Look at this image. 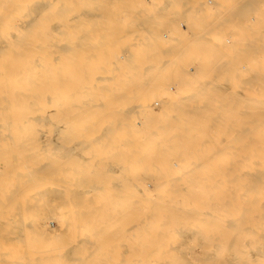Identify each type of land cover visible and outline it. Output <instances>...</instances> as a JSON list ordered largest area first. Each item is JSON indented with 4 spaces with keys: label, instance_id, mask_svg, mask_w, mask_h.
Returning <instances> with one entry per match:
<instances>
[{
    "label": "bare ground",
    "instance_id": "bare-ground-1",
    "mask_svg": "<svg viewBox=\"0 0 264 264\" xmlns=\"http://www.w3.org/2000/svg\"><path fill=\"white\" fill-rule=\"evenodd\" d=\"M72 1L0 0V264H110L111 259V263L114 264H264V96L253 100L243 95L247 97V100L244 99L247 102L246 108V104L244 107H242L243 104H240L243 102L242 93L244 91L238 92V86H243L246 83L251 89L259 88L258 81L255 79L253 81L252 78H259L258 75L255 77V72L257 73L261 67L259 65L264 64V17L257 19L261 20L262 22H259L263 24L260 23V25L257 22L258 25H253L251 22L253 16L251 17L252 14L250 15L248 10L251 20L249 18L250 22L248 21L247 24L243 22L244 19H237L239 14L243 15V9L241 10L240 7L242 12H237L239 14L235 18L236 20H231L232 17H230L236 12L229 14L230 21L234 20V25L239 26L241 30L240 33L247 28L249 31V33L247 30V32L245 31L248 38L244 37L247 44L242 43L245 41L240 38L242 33L241 35L239 33V41L236 40L237 43L234 45L237 47L233 48L234 51L231 48L233 54H237L235 51L241 53L245 47V53H250L248 58L250 72L248 73L253 71V75L247 76L246 83L238 81L240 78H235L236 81L233 78L230 80L231 77L228 79L229 76L236 73L237 69L233 68L236 63L233 64V62L237 57L240 58L237 56L240 53L233 55V57H237L232 60V55L229 54L230 59L227 58L223 65L222 60H218L219 53L217 52L223 53L227 41H225L221 53L222 48L218 51L213 48L218 37L212 36V32H210V38L206 32L208 35L206 37L209 38L210 46H212L211 48L206 47L209 48L206 53L213 54L214 52L216 57L218 56L217 63L220 62V65L223 66L219 64L217 66L214 54V56H206V61L202 63L197 73H193L194 75H191L190 72L183 74L185 71L182 70V75L179 72L182 78L176 79L179 82L178 86L171 87L174 84L169 83L171 84L169 85V81H166V85L171 87L169 89L166 86V89L165 83L160 82L164 78L162 77V72L166 70L164 66L169 67L170 65L173 69V64L176 61L174 65H183L185 62L181 64L179 61L184 59L178 60L181 54L177 55L178 59L175 57V61L171 59L172 64H170L171 61H165L167 63L161 69H158V64L143 66L136 61L140 60L137 59L139 54L141 56L147 54L145 45L150 43L152 51H159L160 54L167 52L166 49H169L170 46L164 49L162 45L164 42L166 45L170 42L163 41L162 38L167 39L171 33L177 35L179 30L184 32V29L181 30L179 27V30L176 29L177 32H172L177 26L176 23L181 26L178 21L174 26L175 21L172 20V22L169 21L170 25L174 26L170 27L169 25L173 29L171 33H168L169 30L163 29L165 33L162 35L163 37H154L148 32L151 27L149 23L154 22L158 17L163 20L167 16L166 21L173 9L178 8L177 10H179L184 6L182 8L184 10L188 7L187 5L191 7L189 11L193 13L192 16L195 15V22L200 17L201 21L207 17V14L210 15V12L217 10L206 9L210 3L216 5L212 0H207L209 3L207 2L206 8L200 5L199 0H171L165 4L156 3L160 6L167 5L168 8L165 9L164 6H161V9L157 7L156 9L154 7L152 12L155 13L151 16L152 18H149L147 13H151L149 10L153 6L147 8L149 10L146 11V14H142L136 8H126L129 5L125 0L122 1L125 2L124 6L126 7L124 8L126 9L121 7L122 1L115 0L119 2L120 8L116 9L117 13L115 12L119 16L120 13L121 16H125L126 13H130V16L138 15L137 18H133L138 24L137 27L134 21L132 22L133 27L129 26L135 27L136 30L126 29L132 36V38H129L130 35L126 38H129L130 41L133 39L132 44L126 43L127 41L124 40L126 47H130L129 44L131 46L140 44L139 47L143 51H139L138 46V50L135 47V50L130 47L128 52L131 53V56L119 57V62L114 63H122L121 65L106 67L102 66L100 64L102 62L98 59L93 58L90 59L93 63L88 66L89 57L86 55V51L92 49L95 51L93 54L98 56V50H102V46L106 48L105 44L111 45L108 42L111 41L110 38L102 41L103 43L92 44L87 38H83V34L72 36L74 39L77 37L79 39V36H82L81 40L75 39V41L71 36H68L67 32H70V28L76 27H70L75 19L70 20L69 15L72 13L74 16L79 15L76 14L78 10L74 8L77 6L80 9L81 6L78 3L79 0L78 2L74 0L75 3ZM213 1L218 3L219 0ZM220 1H222L221 3L225 2L222 5L219 2L217 5L225 8L230 5L229 9L238 8V5L242 6L243 4L247 9H252L253 4L257 7L256 3H258L253 0L247 1V3L237 0H233L234 2L232 0H230L231 2H228L229 0ZM87 2L89 1L86 0ZM70 3L72 4L70 5ZM258 4L260 8L264 2ZM94 5L93 7H95ZM69 6L73 7H71V13H69ZM93 7L91 6L92 10ZM261 7L264 8L263 5ZM163 8L164 12L168 11V13H165V16L161 18ZM221 8L223 9V7ZM120 9L125 11V14L119 11ZM92 10L91 16L98 8L93 10V14ZM159 11H161V16ZM224 11L221 16L219 13L220 17ZM261 11L264 15V9ZM79 12L82 13L83 10ZM186 13L188 14V12H183L185 15ZM97 14L93 17H96ZM119 16L116 18L118 19ZM99 17L94 20H98ZM173 18L177 19L175 15ZM79 20L81 21V19ZM101 20H104V17ZM205 20L202 22L203 24ZM225 20H221L222 24ZM195 22L194 24L192 22L194 27L191 28L190 23L188 26L189 31H195L192 32V36L198 37L196 34L198 24ZM77 23H73V25H77ZM78 24L80 26L83 23L79 22ZM212 24H210L211 27ZM84 25L88 26L87 23ZM145 25H148V31ZM234 27L232 26V28ZM75 30L79 31L78 28L73 31L76 32ZM219 31L218 33H220ZM237 34L236 31V36ZM248 34L250 35L248 36ZM134 37L136 38L134 39ZM180 37V35L172 37V42L175 41L173 44L185 40L182 37L180 40ZM212 38L213 43L211 42ZM225 38L227 39V37ZM228 38L230 40V37ZM234 39L232 40L233 44L235 43ZM155 40L160 44L154 43ZM209 40L205 39L202 42ZM124 41L121 42L124 43ZM122 43L119 46H125ZM112 44L115 45V42ZM241 44H244V48ZM177 45L179 44L177 43ZM186 45H189L188 42ZM217 45L219 46L218 43ZM228 45L233 46L232 44ZM228 45L225 50L229 48ZM218 46L217 48H220ZM171 47L177 48L173 45ZM172 48L169 51H173ZM176 48L175 50H177ZM237 48L238 50H236ZM191 50L193 49L191 48ZM196 51L198 52V50ZM228 53L230 52L228 51ZM143 56L141 60L145 59L142 61L152 60ZM174 56L176 54L171 58L174 59ZM211 57L213 58L211 59ZM121 59L123 61H120ZM160 60L164 64L163 58ZM213 61L216 65L211 64ZM240 61L242 62L239 60L237 63ZM72 62L73 64H71ZM141 65L144 67L143 70H140L143 68ZM180 65L178 68L175 66V70H172L173 73L181 71L178 70ZM262 66L259 69H263V72H260L261 80L264 79L261 74L264 73V65ZM222 67L226 70L223 71ZM184 68L186 69V67ZM242 68H240V72ZM138 70L141 72L137 73ZM222 71L227 72L223 77H221ZM219 73L223 79H218ZM230 73L233 75H229ZM72 76L74 79L71 82ZM163 76L166 77L165 74ZM225 77H227L226 80ZM179 79L181 82L178 81ZM172 81L175 80L172 79ZM259 85L264 90V81ZM253 91L254 88L251 91V98L254 97ZM262 92L264 93V91ZM156 97L158 103L155 101ZM228 104H230L229 108H227ZM243 108H245L244 111L247 110L246 113L244 112L245 114L236 112L238 109L239 112H242L240 109L243 110ZM223 109L227 110L224 112ZM211 128H213L212 133L210 132ZM85 131L91 133L87 135L88 137L85 134L88 140L86 137L84 140L86 139L88 144H97V146L102 144L101 148H106L105 145H110L111 142L116 145L128 141L131 152L127 155L131 156V160L125 155L126 153L121 155H125L128 162L131 161L130 165L127 163L130 168L127 174L131 173L133 177L130 174L129 180L124 179L125 176L120 177L123 178L122 180L116 179L117 176L114 177L116 180L108 177L106 178L109 180L105 177L103 178L105 180L102 177H100L101 179L91 177V179L86 173L89 178L86 176L88 179H84L79 171L76 176L81 175V179L78 176L79 179L74 177L69 181L67 178H61L60 176L63 174L59 169H65V166L69 165L68 156L64 153L66 149L68 150L66 148L68 143L72 141L73 137L77 142L80 136V141L83 140L82 136ZM71 133L75 136H72ZM224 133H229L230 136L229 142L227 139L224 142L227 144L225 146H223ZM207 134L212 136L210 139L217 135V137H223L222 142L220 140L217 143V139H209V143L215 141L213 143H217L215 144L217 146L207 147V143L205 144L208 140ZM127 136H130L129 139H126ZM73 143L75 144V142ZM74 144L71 146L73 147ZM78 144L77 146H79ZM1 147L5 149L4 155H1L4 151L3 148V151L1 150ZM11 147H18V149H14V151ZM117 147L119 149V146ZM120 148L123 149L121 146ZM206 149L212 150V155L211 152L209 154L214 156V159L222 157L221 164L220 161L216 163L217 160H212L215 161L216 167L221 166L220 170L212 171V163L207 165L211 170L208 167L209 171L203 168L206 164L204 162V165L199 160ZM121 152L117 153L114 150L116 154ZM206 153L203 155L204 158H206ZM107 154L112 153L110 151V154L108 152ZM115 157L113 158L115 159ZM123 159L120 158L121 162ZM81 163L80 161V166H82ZM121 164L124 165V163ZM75 166L78 168L76 164ZM114 170L113 172H115ZM120 170L121 175L122 168ZM64 174L66 173L64 172ZM210 174L211 176H209ZM69 175L71 174L69 173ZM126 214H130L129 217ZM114 217L118 218V221ZM51 221L58 224V229H51L49 226ZM125 221L129 226L127 223L125 224ZM121 231H123L122 236H120ZM124 231L128 235H125ZM116 232L117 234L120 232L116 235L117 238L120 237L118 238L121 240L120 246L125 249L120 250L118 245V250L123 252L119 255L121 257L118 256V259L113 257L114 260L111 255L113 249L111 247L116 239V236H112ZM128 253V257H125Z\"/></svg>",
    "mask_w": 264,
    "mask_h": 264
},
{
    "label": "rangeland",
    "instance_id": "rangeland-1",
    "mask_svg": "<svg viewBox=\"0 0 264 264\" xmlns=\"http://www.w3.org/2000/svg\"><path fill=\"white\" fill-rule=\"evenodd\" d=\"M73 1H74V0H73ZM73 1H72V3H75V2H73ZM83 1H84L85 3H84ZM88 1H89L90 3H89V2L86 3V0H82V1L79 0V2H78V0H77V2L80 3L81 6H82V7H81V6L79 7L80 9H78L77 6H76V7H77V8H76L75 6L72 5L73 7H75L74 9L78 10V11L76 12V10L73 9L74 12H76V14H79V15H77V16L75 15V16H74L73 13H72V15H71V14H70V15L68 14V15H69V18L71 17L70 20H74V19H75V20H74L75 22L73 21L72 24H70V27H73V26L75 27V26H76L75 28H78L79 31H76V30H75L76 32H74L73 30H74L75 28H74V27H73L74 29L70 28V30H69L70 32H67V34H69L68 36H69V37L71 36V38H72V36L75 37V36H74L75 34H79V35H80V34H81V35L83 34V35H82L83 38H85V39L87 38L90 42H92V44H94V43H96V42L98 43V42H102V41H104V40H108L109 38H110L109 40H111V41L113 40L112 42H111V41H108L109 43H111V45L108 46V44H105V45H107L106 48H104L105 46H104V47L102 46V48H101L102 50H98V56H95V55L93 54L95 51L92 50V49H88V50L86 51V55L89 57V58H88V63H87L88 66H89L90 64L93 63L92 60L90 61V59H92V58H93V59H98L100 62H102V63H100V62H99V63H100L102 66H105V67H106V66H112V65H121L122 63H121V64H114V63H118V62H119V60H118L119 57H124V56H125V57H128V56H131V53L128 52V51H130V50H129L130 47H131L132 49H134V50H135V48H136V50L140 49L139 51H143V50L139 47L140 44L137 45L139 48H138L137 46H134V45H132L133 47L131 46V44H132L131 42H132L133 39L130 41L129 38H132V36L130 35L129 31H127V30H131V29H135V30H136L135 27H134V28H131V27H129V26L134 25V24L132 23L133 21H134V23H135V20H133V18H134V19L137 18V16H138L137 14H136L137 16L132 15V14H131L132 16H130V13H126V14H128V15H126V14L124 13L125 11H121V9H120L119 11H121L123 14H125V16H124V15L121 16V13H120V16H119L118 14H116V13H117V10L120 8V6L118 5V4H119V2H118L119 0H118V1H115V0H114L115 2H114L113 0H91V1L88 0ZM120 1H122V0H120ZM125 1H126V4L128 3L129 6H127V7L124 6V5H125V2L122 1V3L124 2V4L120 3V5H121V7L123 6V7H122L123 9H126V8H128V7H129V8H136V10H137V11H140V13H142V14H146V11L148 12V10H149V9H147V8H150V6H151V7L153 6V7L150 8L149 11H151V13H153L152 11L154 10V9H153L154 7H155V8L157 7L158 9H159V8L161 9V8L164 6V5H161V6H162V7H161L160 5H157L156 3H158V4H162V3H163V4H165L166 2L171 1V0H125ZM199 1L202 3V4L200 3V5H202V6L205 7V8H206V4H207V2L209 3V1H207V0H199ZM215 1H216V0H215ZM237 1H238V2L245 1L246 3H247V1L250 2V0H237ZM253 1L258 2V3H259V2H260V3L264 2V0H253ZM253 1H252V3H253ZM70 2H71V1H70ZM77 2H76V3H77ZM81 2H82V3H81ZM112 2H113V3H112ZM180 2H181V1H180ZM205 2H206V3H205ZM212 2H213V4H216V5L214 6V5H212V3H210V4L207 5V8H206V9H210V11H212V10H214V9H217V10H216V11L214 10L215 12H210V15L207 14V17L204 15V17H206V18H203V17H202L203 19H202L201 21H200L201 17L199 16V17H200V18H198L199 21L196 19L197 21L195 22V19H194V18H195V15L192 16L193 13H191V11H189V9L191 10V7H189V5H187L188 7H186V5H185V7H186V9H184L185 11L182 10V8H184V6L181 7V8L179 9V10H180V11H179V10H177L178 8H176L175 6L172 5L174 8H176L175 10L178 12V14H177V12H176L174 9H173V10L171 9V10H172V14L170 13L171 15H170V17H168L169 19L165 21V18L167 17V16H165V13H168V11H167V12H164V8H163V9L161 10V11L163 12L161 15H163V16L160 15L161 11H159V15L161 16V18L165 16L163 20H160V19H159L160 17H158V16L155 15V16L158 17V18H157L156 20H154V22L149 23V25H151V27L149 28V31L147 30V26H148V25H145V26H146V30H147L148 32H150V34L154 35V37H159V36L163 37L162 35L165 34L164 31H163V29H164L165 31H168V30H169L168 33H171V30H173V29L170 28V27L173 26V24L171 23L172 25H170V22H172V20L175 21V22H174V26H175V23H176L177 21H178V23L181 24V26H179V24L176 23L177 26H175V28H174L175 30H173L172 32H177V30H179L180 28H181V30L184 29V32L181 31L182 33H181L180 30H179V32L177 33V35H175L176 33H175L174 35H173V33H171V34H169V35H168V33H166V35L169 36V37L167 38L168 40H167L165 37H163L164 39L162 38L163 41L166 40V42H170V43H167V45H166L165 42L163 43L162 47H163L164 49H166L167 46H168V47L170 46L169 49H171V48H172L171 46L173 45V47H174V46H177V48L175 47L177 50H175V48H172L173 51H171V50L169 51V49H166V50H167V52H166V51L163 50V48L161 47L162 50L165 51L166 53L164 52L163 54H162V53L160 54L159 51H156V52L152 51V45H151V43H150V44H147V45H145V51L147 52V54L145 53L146 55L144 54V56L147 57L148 59H152V60H148V62H147V61H142V60L145 59V58H144V59L141 60V58H142L143 55L141 56L140 54L138 55V54L136 53V54L139 56L137 59H138V60H139V59L141 60V62H140V60H139L138 62L136 61V63H139V64L141 63V64H143V66L158 64V65H157V66H158V69H161V68L165 65V63H167V62H165V61H171L170 64H172V60L175 61L176 59H178V56L181 54V56H179L180 58H179L178 60L184 59V60L179 61L181 64H183V63L185 62L183 65H180V64H179V65H180V69H178V70H181V71H177V69H176L177 72H175V73H173L174 71H172L173 69L175 70V66H177V68H178L179 65H174V64H176L177 61H176V62L173 61V62H174V64H173V69H172V66H170V65H169V67L166 66V65L164 66L165 69H166V70H165V69H164V70H165L166 72H165V71H164L165 73L162 72V77H164V78L160 77V78H162V79L160 80V82L162 81V83H165V88H166V86L169 87V89H170L171 87L178 86L179 82H177L176 79H178V78L181 79V78H182V77H180V76L182 75L183 71H185L183 74H185V73H186V74H189V72H190L191 75H194L195 73H197V71L199 70V68H200V66L202 65V63H203L204 61H206V56H211V55H212V56L215 55L216 60H214V59H213V60L216 62L217 66H218V64L220 65V62L217 63L218 60H222L221 62H223L222 64L224 65V62L227 61V58L230 59V57H231V56H228L229 54L232 55L231 60H232L233 58H236L237 56H239V57L241 58V59H240V58L237 57V59L242 60L243 63H242L241 61H240V63H237V62L239 61V60L237 61V59H234V62H233V64L236 63L235 66H233V68L235 67V69L238 70V71L236 70V73H235L234 75H238V74H239L240 76H239V75H238V76H234L232 73H230L229 75H233V76H234V77H233V76H229V75H228V76H229L228 79L231 77L230 80L233 78V79L236 81L238 78H240V79H238V81L241 80V81H243L244 83H246V81H248V79H247L248 77H247V76H248V75L250 76V74L253 75V71H251L250 74L248 73V72H250V70H249L250 65H249V63H248V62H249L248 58H249V54H250V53L247 54V53H245V51H244L245 48H246V47L244 48V44L246 43V40H245L244 37L246 36L245 34H246V32L248 31V28L245 29V30H243L244 32H241L243 37L240 36V38H241V39H244V41H245V42L242 41V43H244V44H241L242 47L244 48V50L241 48L243 51L240 49V50H241V53L239 52L240 54L238 53V51H235V52H237V54H239V55H237V54L234 52L237 56H236V57H233V55L235 56V54H233V52H231V51H232V50L234 51V49L237 47V46L234 47V45H236V43L239 41L238 38H239V33H240L241 30L239 29V26L237 27V26L234 25V20H233L232 22L230 21V17H232L231 20L237 18V15L239 14V13H237V12H242L241 10L243 9V12H242L243 15L240 16V14H239V17H238L237 19L240 18V20H241V19H242V20L244 19L245 21L247 20L246 22L243 21L244 23L247 24L248 21L250 22L251 17L253 16L252 19L254 20V22H253V20H251L252 24H253V25H258V23L260 24L262 21H261V20H257V19H259V18H262V19H263V17H264V15H262L263 11H261V10L264 9V8L261 7L262 5H263V7H264V4H262V5L260 4V5H261L260 8L258 7V5H259L258 3H256V4H257V7H256L255 4H253L252 9H250L249 7H248L249 9H247V7H246V6H243V5H244V4H243L242 6L238 5V8L233 7V8L235 9V10H234V9H229V8H228L230 5H229V6L226 5V6H228V7H226V8H225L224 6H219V5H217L219 2H220V3L222 2V1H220V0L218 1V3H217V1L214 3L213 0H212ZM224 2H225V1H224ZM224 2H223V3H224ZM228 2H231V1L229 0ZM232 2H234V1L232 0ZM245 2H244V3H245ZM255 2H254V3H255ZM72 3H70V5H71ZM78 3H77V4H78ZM83 3H84V5H86V6H84ZM92 3H93V5L95 4V5H94L95 7H93V5H90V4H92ZM111 3H112V4H111ZM115 3H116V4H115ZM203 3H204V4H203ZM223 3H221V5H222ZM80 4H78V5H80ZM88 4H89V5H88ZM155 4H156V5H155ZM74 5H75V4H74ZM114 5H115L116 8L114 7ZM72 6H71V7H72ZM89 6H90V7H89ZM91 6L93 7V10H94V11L98 8V10H97L98 12L95 11L94 15H92V16H91V10H92ZM112 6H113V7H112ZM117 6H119V7H117ZM178 6H179V5H178ZM208 6H209V8H208ZM212 6H213V7H212ZM231 6H232V5H231ZM250 6H251V5H250ZM254 6H255V7H254ZM71 7L69 6V8H70V12H69V13H71ZM73 7H72V8H73ZM124 7H126V8H124ZM164 7H165V9L168 8L167 5H165ZM199 7H200V6H199ZM216 7H218V8H216ZM221 7H223V9H222ZM239 7H240L241 10L239 9ZM84 8H85V9H84ZM89 8H90L91 10H90ZM117 8H118V9H117ZM157 8H156V9H157ZM213 8H214V9H213ZM219 8H221V9L218 10ZM224 8H225V11H224ZM227 8H228L229 10H228ZM245 8H246V9H245ZM116 9H117V10H116ZM123 9H122V10H123ZM146 9H147V10H146ZM152 9H153V10H152ZM226 9L229 11V13L227 12ZM236 9H237V11H236ZM253 9H254V10H253ZM256 9H258V10L256 11ZM82 10H83V12L80 13L79 11H82ZM93 10H92V14H93ZM108 10H109V11H108ZM114 10H115V11H114ZM171 10H169V11L171 12ZM181 10H182V11H181ZM222 10L224 11L225 14L223 13L224 16L222 15V17H220L221 14H222V12H223ZM245 10H246V13H245ZM247 10H248L250 13H249ZM251 10H252V12H251ZM88 11H89V12H88ZM107 11H108V12H107ZM113 11H114V13L116 12L115 15L113 14ZM119 11H118V12H119ZM165 11H166V10H165ZM221 11H222V12H221ZM255 11H256V13H255ZM259 11H260V12H259ZM156 12H157V11H156ZM180 12H181V14H180ZM183 12H184V13H185V12H188V14L186 13V15H185V14H183ZM231 12H232V13H235V12H236V13H235L236 16H235L234 14H232ZM258 12L260 13L259 15H258ZM86 13H87L89 16H88ZM96 13H98L99 16L102 15V14H103V15L99 17L98 14H97L96 17H93V16H95ZM151 13H150V14H149V12L147 13V15L149 16V18H150L151 16H153L155 12H154L152 15H151ZM189 13H190L191 15H190ZM213 13H214V14H213ZM216 13H217V14H216ZM219 13H220V16H219ZM230 13H231L232 15H230V17H229V14H230ZM244 13H245V14H244ZM248 13H249L250 15L252 14L251 17L248 15ZM82 14H83V16H82ZM110 14H111V15H110ZM112 14H113L115 17H114ZM134 14H135V12H134ZM176 14H177V15H176ZM85 15H86V16H85ZM157 15H158V13H157ZM166 15H168V14H166ZM172 15H173V16H172ZM174 15H175L176 18L179 16L178 18H182V17L185 18V17H186V19H183V18H182V19H178V18H177V19H178V20H177V19L173 18ZM181 15H183V16H181ZM214 15H215V16H214ZM217 15H218L220 18H219ZM225 15H227V16L225 17ZM106 16H107V17H106ZM112 16H113V18H112ZM117 16H119L118 19L116 18ZM134 16H135V17H134ZM144 16H146V15H144ZM184 16H185V17H184ZM201 16H202V15H201ZM208 16H209V17H208ZM76 17H77V18H76ZM78 17H79V18H78ZM92 17H93V18H92ZM97 17H99L98 20H94V19H96ZM103 17H104V20H101V19H103ZM146 17H147V16H146ZM189 17H190V18H189ZM196 17H197V16H196ZM217 17H218V18H217ZM224 17H225V18H224ZM227 17L229 18V20H228ZM233 17H234V18H233ZM245 17H247L248 19L245 18ZM256 17H258V18H256ZM115 18H116V19H115ZM119 18H120V19H119ZM149 18H148V19H149ZM151 18H152V17H151ZM171 18H172V19H171ZM188 18H189V19H188ZM191 18H192V19H191ZM216 18H217V19H216ZM249 18H250V20H249ZM255 18H256V19H255ZM77 19H78V20H77ZM79 19H81L82 22H81ZM82 19H84V20H82ZM138 19H139V17H138ZM145 19H146V18H145ZM148 19H147V20H148ZM158 19H159V20H158ZM166 19H167V18H166ZM174 19H175V20H174ZM205 19H206L207 21H206ZM219 19H221L222 21H223V19H226V20H225V21L223 22V24H222V21L219 20ZM87 20H88V21H87ZM179 20H180V21H179ZM188 20H189V22H188ZM193 20H194V21H193ZM204 20H205V22H204V24H203L202 22H203ZM211 20H213V21H215V22L212 24L213 21L210 22ZM218 20H219V21H218ZM235 20H236V19H235ZM77 21H78V23L80 22V24L83 23L82 25H80V26H82L83 28L79 26V24L77 23ZM83 21H85V22H83ZM106 21H107V22H106ZM137 21H138V20H137ZM137 21H136V22H137ZM167 21H168V22H167ZM169 21H170V22H169ZM184 21H185V22H184ZM228 21H229V22H228ZM259 21H261V22H259ZM187 22L190 23L191 28H192V26L194 27V25H192V22H193V24H194V22H195V24H198V25L196 26V27H198V30L196 31V34L198 35L199 39H198V37H196V36H192L193 33H194L195 31H194V32L192 31L193 33H192L191 31H189L190 28H189V26H188L189 24H188ZM200 22H201V23H200ZM217 22H219V23H217ZM236 22H237V21H236ZM238 22H239V21H238ZM257 22H258V23H257ZM73 23H74V24L77 23V25H78L80 28H79L77 25H73ZM84 23H85V24L87 23L88 26L84 25ZM130 23H132V24L130 25ZM137 23H138V22H137ZM168 23H169V24H168ZM205 23L209 25V26L207 25V27H209V28H207V27L204 28V27L206 26ZM225 23H226L227 25H226ZM230 23H231V24H230ZM240 23H242V22H240ZM254 23H255V24H254ZM201 24H202V25H201ZM210 24H212L213 26L211 27ZM215 24H216V25H215ZM220 24H221V25H224V24H225V25H224V26H221ZM229 24H230V25H229ZM242 24H243V23H242ZM261 24H263V23H261ZM261 24H260V25H261ZM83 25H84V26H83ZM136 25H138V24L135 23V26H136ZM143 25H144V24H143ZM166 25H167V26H166ZM169 25H170V27H169ZM161 26H165V27H161ZM174 26H173V27H174ZM214 26H215L216 28H215ZM218 26H219V27H218ZM232 26H233V27L235 26V27L232 28ZM245 26H246V25H245ZM122 27H124L125 30L122 29ZM128 27H129L130 29H129ZM132 27H133V26H132ZM136 27H137V26H136ZM167 27L170 28V29H168ZM179 27H180V28H179ZM210 27H211V28H210ZM225 27H226V28H225ZM177 28H178V29H177ZM201 28H202V29H201ZM203 28H204V29H203ZM213 28H215V29H213ZM223 28H224V29H223ZM231 28H232V29H231ZM71 29H72V31H71ZM82 29H84V30L82 31ZM126 29H127V30H126ZM176 29H177V30H176ZM205 29H206V30H205ZM208 29H209L210 31H209ZM212 29H213V30H212ZM235 29H236V31L238 32L237 36H236V31H235ZM237 29H239V30H237ZM110 30L112 31L111 33H110ZM186 30H187V31H186ZM194 30H195V29H194ZM203 30H204L205 33L203 32ZM215 30H216V31H215ZM219 30H220V31H219ZM223 30H224V31H223ZM233 30H234V31H233ZM246 30H247V31H246ZM84 31H85V32H84ZM198 31H200V32H202V33H199ZM208 31H209V32H208ZM213 31L215 32L216 35L214 34ZM218 31H219L220 33H218ZM221 31H222V32H221ZM229 31H230V33H229ZM245 31H246V32H245ZM73 32H74V33H73ZM88 32H90V33H88ZM206 32H207V34H209V37H210V35H211L210 32H212V36L214 35V36L218 37V39L216 38L217 41H215V38L213 37V38H214V41H215V42H214V45L216 46V47L213 46V48H214V49L216 48L217 51H218L219 49L222 48V50H221V53H222V51H223V47L225 46V45H224L225 41H227V42H226V46H227L228 44H232L233 46L228 45L229 48H228V47H227V48L230 49V50H228V49L225 50V47H226V46H225V47H224V51H223V53H222V54H224V55L220 54V51H218L217 53H219V55H218V56H219V59L217 58L218 56L216 57V54H214V52H213L214 55H213V54H207V53H206V50L209 51V48H211L212 46H210L211 43H210L209 38L207 39L208 35L206 34ZM216 32H217V33H216ZM232 32H233V33H232ZM72 33H73V34H72ZM109 33L111 34V36L109 35ZM222 33H224V34H222ZM227 33H228V34H227ZM241 33H240V35H241ZM247 33H249V31H248ZM257 33H259V32H257ZM257 33H256V34H257ZM86 34H87L88 36H87ZM92 34H93V36H92ZM105 34H108V35L106 36ZM196 34H194V35H196ZM200 34H201V35H200ZM225 34H226V35H225ZM229 34H230V35H229ZM129 35H130L131 37H130ZM134 35H135V34H134ZM179 35L182 37V39H185L186 41L183 40L184 43H183L182 41H177L175 44H173L175 41L172 42V37L179 36ZM182 35H183V36H182ZM206 35H207V37H206ZM220 35H221V37H220ZM222 35H223V37H222ZM234 35H235V36H234ZM249 35H250V34H248V36H249ZM258 35H260V34H258ZM82 36H79V39L82 38ZM94 36H97V37H94ZM102 36H104V37H102ZM112 36H113L114 38H113ZM127 36H129V38H126ZM171 36H172V37H171ZM189 36H192L191 38H193V39H191ZM202 36H203V38H201ZM204 36H205V37H204ZM100 37H101V39H103V40H101ZM107 37H108V38H107ZM181 37H180V40H181ZM184 37H185V38H184ZM188 37H189V39H188ZM225 37H227V39H226ZM228 37H230V40H229ZM256 37H258V36H256ZM106 38H107V39H106ZM135 38H136V37H134V39H135ZM200 38H201V39H200ZM204 38H205L206 40H209V41H205V42L203 43L202 40H205ZM210 38H211V37H210ZM213 38H212V41H211L212 43H213ZM220 38H222V39L219 41ZM223 38H224V40H223ZM234 38H235V39H234ZM247 38H248V37L246 36V39H247ZM72 39H73L74 41H75V39H76V40H79L78 37L75 38V39H74V38H72ZM126 39H128V40H126ZM187 39H188V40H187ZM233 39L235 40V43H234V44L232 43V40H233ZM257 39H258V38H257ZM259 39H260V36H259ZM259 39H258V40H259ZM68 40H70V39H68ZM73 40H71V41H73ZM80 40H81V39H80ZM122 40H123V41H124V40L127 41L126 43H131V44H129L130 47L127 46V47H128L127 50H126L127 47H126V45H125L126 43H125V41H124V43H122V42H121ZM136 40H137V39H136ZM178 40H179V38H178ZM236 40H237V42H236ZM71 41H70V42H71ZM86 41H87V40H86ZM89 41H88V43H89ZM128 41H129V42H128ZM196 41H198V42L196 43ZM199 41H201V43H199ZM223 41H224V42H223ZM108 42L106 41V43H108ZM114 42H115V45L112 44V43H114ZM117 42H118L119 44H118ZM155 42H157V44H160V42L157 41V40H155L154 43H155ZM171 42H172V43H171ZM179 42H180V43H179ZM187 42H188L189 45H186ZM189 42H190V43H189ZM192 42H193V43H192ZM194 42H195V43H194ZM206 42H207V43H206ZM220 42H221L222 44H221ZM229 42H231V43H229ZM233 42H234V41H233ZM259 42H260V41H259ZM102 43H103V42H102ZM104 43H105V42H104ZM120 43L124 44L125 46H122V45L119 46ZM177 43H178L179 45H177ZM217 43L219 44V46L217 45ZM90 44H91V43H90ZM133 44H135L134 41H133ZM136 44H137V43H136ZM180 44H181V45H180ZM196 44H197V45H196ZM204 44H205L206 46H205ZM246 44H247V43H246ZM127 45H128V44H127ZM182 45H183V47H182ZM184 45H185V47H184ZM191 45H193V47H190ZM241 45H240V46H241ZM92 46H93V45H92ZM113 46H114V47H113ZM178 46L181 47V48H183V49L180 48V50H182L181 52H180ZM188 46H189V47H188ZM199 46H200V47H199ZM204 46H205V48H204ZM217 46L220 47V48H217ZM245 46H247V45H245ZM88 47H89V46H88ZM108 47H110V49H108ZM123 47H124V48H123ZM134 47H135V48H134ZM168 47H167V48H168ZM206 47H209V48H206ZM89 48H92V47H89ZM95 48H96V47H95ZM97 48H98V47H97ZM99 48H100V46H99ZM137 48H138V49H137ZM191 48H192L193 50H191ZM194 48H195V49H194ZM200 48H201V49H200ZM231 48H232V50H231ZM233 48H234V49H233ZM103 49H106V50H103ZM96 50H97V49H96ZM125 50H126V51H125ZM183 50H187V51H183ZM188 50H189V51H188ZM196 50H198L199 53H198ZM227 50H228L230 53H228ZM236 50H238V48H237ZM103 51H104V52H103ZM145 51H144V52H145ZM178 51H179V52H178ZM208 51H207V52H208ZM214 51H215V50H214ZM134 52H135V51H134ZM168 52H169V53H168ZM171 52L173 53L172 55H171ZM174 52H177V53H174ZM185 52L187 53L186 55H185ZM194 52H195V55H194ZM224 52L227 53V54L225 55ZM242 52L245 53V54H243ZM136 54H135V56H137ZM169 54H170V55H169ZM175 54H176V56H174V59L171 58V56H173V55H175ZM182 54H183V56H182ZM188 54H189V56H188ZM205 54H206V55H205ZM246 54H247V55H246ZM177 55H178V56H177ZM191 55H193V56H191ZM144 56H143V57H144ZM185 56H186V57H185ZM221 56L224 57V58H222ZM175 57H177V58L175 59ZM183 57H184V58H183ZM158 58H160V59L163 58V60H164V64H163V61L161 62V60L158 59ZM169 58H170V59H169ZM185 58H186V60H185ZM212 58H213V57H211V59H212ZM119 59H120V58H119ZM157 59H158V60H157ZM166 59H167V60H166ZM171 59H172V60H171ZM211 59H210V61H211ZM217 59H218V60H217ZM224 59H225V60H224ZM120 61H123V59H121ZM156 61H158V62L156 63ZM214 61L211 62L212 65L215 64ZM90 62H91V63H90ZM142 62H144V63H142ZM146 62H147V63H146ZM182 62H183V63H182ZM196 62H197L198 64H197ZM230 62H231V61H230ZM94 63H95V62H94ZM231 63H232V62H231ZM231 63H230V64H231ZM71 64H73V62H72ZM130 64H131V63H130ZM177 64H178V63H177ZM216 64H215V65H216ZM226 64H228V63L226 62ZM233 64H232V65H233ZM242 64H243V65H242ZM244 64H247V65L244 66ZM259 64H260V63H259ZM93 65H94V64H93ZM134 65H135V64H134ZM196 65H197V66H196ZM223 65H220V66H223ZM232 65H231V67H232ZM262 65H264V64H261V65H259V66L263 67ZM136 66L138 67V66H140V65H136ZM143 66L141 65V68H142ZM225 66H226V65H225ZM237 66H238L239 69L237 68ZM242 66H243V68H242ZM246 66H247V69H245ZM166 67H167V68H166ZM184 67H186V69H185ZM229 67H230V65H229ZM261 67H260V68H261ZM145 68H146V67H145ZM183 68H184V69H183ZM222 68H223V67H222ZM240 68H242V69H241V72L239 71ZM260 68H259V69H260ZM143 69H144V67H143L142 69H140V70H143ZM187 69H188V70H187ZM190 69H191V71H189ZM223 69H224V68H223ZM223 69H222V70H223ZM235 69H234V70H235ZM259 69H258V71H257L258 74L255 72V77L258 75L259 78H258V77H256V78H258V79H256V78H252L253 81H255V80L258 81V87H259V88L256 87L257 89H255V87H253V88H254V91H253V92L255 93V94L253 93L254 97L252 96V98H251V96H250V95H251V91H252L253 88L251 89V87H250L249 85H247L248 83L244 84L243 86L241 85L242 87H241V86H240V87L238 86V92L240 91V92L242 93V90L245 92V93H244V92L242 93V97H243L242 100H243V102H244V103H243V102L241 101L242 103H240V104H243L242 107H244V104L247 103V102L244 101V99L247 100V97H246V96H248V99H253V100H254V98L257 99V98H260V97H263V96H264V93L262 92V91H264V90L262 89L261 85H259V83L261 84V83L264 81V79L261 80L262 78H261V75H260V72H263V69H261L262 71L259 70ZM182 70H183V71H182ZM225 70H226V69H224L223 71H225ZM228 70H229V69H228ZM232 70H233V69H232ZM234 70H233V71H234ZM156 71H157V70H156ZM186 71H188V72H186ZM193 71H194V72H193ZM223 71H222V72H223ZM242 71H245V72L242 73ZM135 72H136V71H135ZM139 72H141V71L138 70L137 73H139ZM148 72H149V71H148ZM167 72H168V73H167ZM179 72H180V73L182 72L181 75H180ZM222 72H221V73H222ZM229 72H230V70H229ZM239 72H240V73H239ZM166 73H167V74H166ZM172 73H173V74H172ZM176 73H177V74H176ZM193 73H194V74H193ZM221 73H219L218 79H220L221 77H223V75H225L224 73L227 74V72H223L222 75H221V77H220V74H221ZM233 73H234V72H233ZM237 73H238V74H237ZM164 74L166 75V77L163 76ZM261 74H263L262 77H264V73H261ZM241 75H242V76H241ZM169 76H170V77H169ZM72 77H73V78L71 79V82H72L73 79H74V76H72ZM172 77H173V78H172ZM241 77H242V78H241ZM165 78H166V80H165ZM169 78H170V80H169ZM235 78H237V79H235ZM167 79H168V80H167ZM172 79L175 80L174 82L172 81L173 83L171 82ZM180 79H179L178 81L181 82ZM221 79H223V78H221ZM224 79L226 80L227 77H225ZM254 79H255V80H254ZM182 80H183V79H182ZM166 81H169L168 84L171 83V84H174V85H172V86L170 87L169 85H171V84L166 85V84H167ZM250 82H251V81H250ZM175 84H176V85H175ZM244 87H245V89H244ZM248 87L251 89V91H250V89L248 90ZM260 87H261V88H260ZM263 87H264V86H263ZM165 88H164V90L166 91L167 88H166V89H165ZM169 89H168V90H169ZM239 89H241V90H239ZM260 89H261V91H260ZM174 90H175V88H174ZM255 90H257V91L255 92ZM258 90H259V91H258ZM257 92H258V93H257ZM247 93H249V95H247ZM256 93H257V97H256ZM262 93H263V94H262ZM259 94H260V95H259ZM243 95H246V96H243ZM258 95H259V97H258ZM261 95H262V96H261ZM249 96H250V97H249ZM240 97H241V96H240ZM240 97H239V98H240ZM157 100H158V99H157V97H156V100H155V101L157 102ZM157 103H158V102H157ZM240 104H238V105H240ZM229 105H230V104L227 105V108H229ZM157 107H158V106H157ZM238 107H239V106H238ZM240 107H241V105H240ZM240 107H239V108H240ZM245 107L247 108V104L245 105ZM244 109H245V108H243V110L240 109L242 112H239V109L236 110V112L238 111L237 113H239V114H242V113L245 114V113L247 112V110L244 111ZM224 110L226 111L227 109H223V111H224ZM230 110H231V108H230ZM225 111H224V112H225ZM228 111H229V110H228ZM196 112H198V111H196ZM231 112H232V110H231ZM244 112H245V113H244ZM173 113H174V111L172 112V114H173ZM178 113H180V112H178ZM175 114H177L176 111H175ZM209 127H210V126H209ZM211 127H212V126H211ZM224 127H225V126H224ZM212 129H213V128H211V130L209 129L211 133H212ZM209 130H208V131H209ZM227 130H228V129H227ZM86 132H87V131H85V133L83 132L84 134L82 133V134L84 135V136H82L83 140H84V138H85L87 135H90V133H91L90 131H89L88 133H86ZM73 133L76 134V132H73ZM75 134H73V135L75 136ZM82 134H81V135H82ZM85 134H86V136H85ZM209 134H210V133H209ZM71 135H72V133H71ZM73 135H72V136H73ZM76 135L79 136L78 134H76ZM210 135H211V134H210ZM210 135L207 134V139H208V140H207V142H205V144L207 143L206 146H207V147H211V148H212L213 146H214V147L217 146V145H215V144H217L218 142H220V140H221V142H222V138H223V137H225V138H224L225 140L223 139V140H224V141H223V144H224V142L227 141V140H228V142H229V139H230L229 133H228V134H227V133H226V134L224 133L225 136L222 135V136H223V137L221 136L222 138L217 137V136H218V135H217L215 138L210 139V138L212 137V136H210ZM208 136H209V138H208ZM80 137H81V136H80ZM80 137H79V139H77L78 142L80 141ZM87 137H88V136H87ZM87 137H86V138H87ZM129 137H130V136H127L126 139H129ZM227 137H228V138H227ZM73 138H74V137H73ZM73 138H72V141H70V143H68V147H66V148H68V150L66 149L65 152H64L65 155L68 156V160H67V162H68L69 165H66V166H65L66 168L64 167L65 169H59V170H62V174H63V175L61 174L62 176H60V174H59V176H60L61 178H65V179L67 178V180L69 181V180L74 179V177H75V179H76L77 176H78L80 179H81V177L85 179V178H87V177L89 176L90 178L92 177V178H94V179H98V178L101 179L100 177H102V179H103L104 177H105V178L108 177L109 179L112 178L113 180H116V179H120V180H122L123 178H120V177H121V176H123V177L125 176L124 179H126V178H127L128 180L130 179V178H129V177H130L129 175H130L131 173H128V174H127V172L130 171V170H129L130 168L128 167V164H127V163H129V165H130V164H131V161L128 162V160H127V158H126V156H125V155H127V154H129V153L131 152V151L129 150V147H128V146H130V143H129V145H128V141H124V143L127 142V143H125V145L127 144L126 146L124 145V143H122V144H121V143L116 144L117 146H119V149H118V147H117L115 144H113L112 142H111V144H110L111 146H110V145H105V144H104V145L107 146V147H106V148H101V147H102V144H98V146H97V144H95V145H94V144H88V142L86 141V139H85L84 141L81 140V141H83V143H81V141H80V143L78 144V142H77V141H74ZM82 138H81V139H82ZM218 138H219V140H218ZM209 139H210V140H214V139L216 140V139H217V140H216L217 143H213V142H215V141H210V143H209ZM226 139H227V140H226ZM87 140H88V138H87ZM73 142H75V144H74ZM86 142H87V143H86ZM104 142H105V141H104ZM119 142H120V141H119ZM84 143H85V145H84ZM105 143H106V142H105ZM109 143H110V142H109ZM114 143H116V142H114ZM71 144H74V146L72 147ZM77 144H78L79 146H77ZM86 144H88V145H86ZM212 144H213V145H212ZM220 144H222V143H220ZM228 144H229V143H228ZM82 145H83V146H82ZM100 145H101V146H100ZM104 145H103V146H104ZM211 145H212V146H211ZM225 145H227V144L225 143L223 146H225ZM70 146H71V147H70ZM80 146H81L82 148H81ZM109 146H110V147H109ZM113 146H114V148H111V147H113ZM120 146L123 147V149L120 148ZM115 147H116V148H115ZM2 148H3V147H1V150H2ZM5 148H6V147H5ZM11 148H12L13 150H14V149H15V150L18 149V147H17V148H15V147H11ZM71 148L73 149V151H75V150L77 149V150L75 151L76 154H75V152L72 151ZM107 148H109V149L107 150ZM3 149H4V148H3ZM13 150H12V151H13ZM15 150H14V151H15ZM69 150H70V151H69ZM114 150H115V152H117V153H118V152H121V150H123V151H122L121 153H119V154H120V155H119V154L114 153ZM128 150H129V151H128ZM2 151H3V150H2ZM66 151H68V152H66ZM71 151H72V153H71ZM104 151H105V152H104ZM106 151H107L109 154H110V151H111L112 154L108 155ZM112 151H113V152H112ZM124 151H125V152H124ZM0 152H1V151H0ZM4 152H5V149H4V151L1 153V155H4ZM206 152H207V153H206ZM210 152H211V155H212V153H213L212 150H210V149H206V151L203 152L204 154L206 153V158H204L205 156H203L204 154L202 153L203 155H201L199 161H201V163H203V164H204V162H205L206 165H205V164H204V165L206 166V168H205V166H204V167H203L204 169H207V170H208V168H210V167H208V166H209L208 164H211V163H212V165H213V167H212V171L220 170V167H221V166H220V167L217 166V167H218V168H217V167H216V164H215V161H212V160H217L216 163H217V162L219 163V161H220V164H221V162H223V161L221 160L222 157H221L220 159H219V158H218V159H216V158L214 159V156H211V155L209 154ZM66 153H67V154H66ZM73 153H74V154H73ZM124 153H126V154H125L124 156H122ZM106 154H107V155H106ZM115 154H116V155H115ZM121 154H122V155H121ZM105 155H106L107 158L105 157ZM130 155H131V154H130ZM67 156H65V157H67ZM98 156H99V157H98ZM112 156H113V157L116 156L115 159H116L117 161H116ZM119 156H120V157H119ZM222 156H224V155H222ZM95 157H96V158H95ZM108 157H109V159H110L111 162L108 161V160H109ZM110 157H111V158H110ZM117 157H118L119 160L117 159ZM127 157H128L129 160H131V156L127 155ZM210 157H211V158H210ZM212 157H213V159H212ZM69 158L71 159V161H74V162H71ZM120 158H121V159H122V158H124V159L126 158V159H125V161H124V159H123V162H121L122 160H120ZM66 159H67V158H66ZM104 159H105V160H104ZM106 159H107V160H106ZM113 159H114L115 161H114ZM210 159H211V160H210ZM95 160H96V161H95ZM69 161H70L71 164L69 163ZM80 161L83 163V164L81 163V165H82L83 167L79 165V164H80ZM92 161H93L94 164L92 163ZM105 161H106V162H105ZM107 161H108V162H107ZM112 161H114V162H112ZM202 161H203V162H202ZM209 161H210V163H209ZM96 162H97L98 164H97ZM125 162H126V163H125ZM206 162H207V163H206ZM102 163H103V164H102ZM104 163H105V164H104ZM106 163H107V164H106ZM118 163H119V164H118ZM121 163H124V165L121 164ZM75 164L78 166V168L75 166ZM100 164H101V165H100ZM214 164H215V165H214ZM70 165H71V167H70ZM113 165H114V166H113ZM207 165H208V166H207ZM217 165H218V164H217ZM67 166H68V167H67ZM74 166L76 167V170H75ZM79 166H80L81 168H80ZM118 166H119V167H118ZM116 167H118V168H116ZM207 167H208V168H207ZM215 167H216L217 169H216ZM119 168H120V169L122 168L121 175H120V172H119V171H121V170H120ZM123 168H124V169H123ZM77 169H78V171H77ZM114 169H115V170H114ZM118 169H119V170H118ZM214 169H215V170H214ZM113 170H114L115 172H113ZM117 170H118V171H117ZM125 170H126V171H125ZM128 170H129V171H128ZM209 170H211V168H210ZM209 170H208V171H209ZM66 171H67V172H66ZM79 171H80V172H79ZM87 171H88V172H87ZM116 171H117V172H116ZM123 171H124L125 173H124ZM64 172H65L66 174H64ZM68 172H69L71 175H69ZM77 172L81 173V175H83V176H81V175H79V174L76 176ZM83 172L85 173V177H84V173H83ZM105 172H106V174H103V173H105ZM67 173H68V174H67ZM86 173L89 174V175L87 176ZM98 173H100V174H98ZM101 173H102V174H101ZM72 174H74V176H72ZM92 174H93V175H92ZM97 174H98V175H97ZM66 175H67V176H66ZM119 175H120V176H119ZM80 176H81V177H80ZM86 176H87V177H86ZM116 176H117V178L115 179L114 177H116ZM126 176H128V177H126ZM131 176H132V174H131ZM209 176H211V174H210ZM78 177H77V179H79ZM89 177H88V178H89ZM97 177H98V178H97ZM118 177H119V178H118ZM132 177H133V176H132ZM132 177H131V178H132ZM68 178H70V179H68ZM88 178H87V179H88ZM92 178H91V179H92ZM87 179H86V180H87ZM106 179H107V178H106ZM109 179H107V180H109ZM112 179H111V180H112ZM103 180H105V179H103ZM87 181H88V180H87ZM89 181H90V180H89ZM114 189H115V188H114ZM129 211H130V210H129ZM129 211H128V212H129ZM128 212H127V213H128ZM129 213H130V212H129ZM130 214H131V213H130ZM130 214H128V215L126 214V215L129 217ZM115 215H116V214H114V216H115ZM119 216H120V215H119ZM127 216H126V218H127L128 220H130V218H128ZM116 217H117V215H116ZM116 217H114V218H116ZM130 217H131V216H130ZM119 218H120V217H119ZM124 218H125V217H124ZM116 219H117V221H118V218H116ZM116 219H114V220H116ZM127 219H125V220H127ZM128 220H127V221H128ZM127 221H125V224L127 223V225H128V222H127ZM49 224H50L49 226L51 227V229H55V228L58 229V224H57L56 222L51 221ZM56 224H57V225H56ZM129 224H130V223H129ZM127 225H126V226H127ZM54 226H55V227H54ZM128 226H129V225H128ZM127 228H128V227H127ZM128 229H129V228H128ZM120 230H121V229H120ZM126 231H127V229H126ZM122 232H123V231H121V235H120V236H122ZM127 233H129V232H127ZM116 234H117V232H116L115 235H113L112 237H115V236H116L115 238H116L117 240H116L115 238H114L115 241H114V239H111L112 241H114V243H112V242H111V243H112L113 245H117V246H113V245L111 244V245H112L111 249H112V248H113V249L111 250L112 253H111V252H110V253H111V255H113L112 258L114 257V258L118 259L119 257H121V256H119V255L121 254V252H123V251L120 252V250H121L123 247H121V246H120L121 244H119V243L121 242V240H120V239L118 240V238H120V237L117 238V235L120 234V232H119L117 235H116ZM124 234H125V231H124ZM125 235H128V234H125ZM125 237H126V239H128L127 236H125ZM118 241H119V242H118ZM115 242H116V243H115ZM118 245H119L120 247H119ZM117 247H119L120 250H118ZM128 247H129V244H128ZM124 249H125V248H123L122 250H124ZM126 249H129V248L126 247ZM113 250H115V251L113 252ZM129 251H130V250H129ZM129 251H127V252H129ZM115 252H116V253H115ZM117 252H118V253H117ZM127 252H126V253H127ZM117 254H118V255H117ZM111 255H110V256H111ZM116 255H117V256H116ZM124 255H125V252H124ZM128 255H129V253L126 254L125 257H128ZM118 256H119V257H118ZM110 258H111V257H110ZM114 258H113V259H114ZM109 260H110V259H109ZM114 260H115V259H114ZM114 260H113V261H114ZM107 262H108V261H107ZM111 262H112V259L110 260V264H114V263H111Z\"/></svg>",
    "mask_w": 264,
    "mask_h": 264
}]
</instances>
